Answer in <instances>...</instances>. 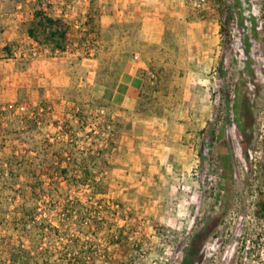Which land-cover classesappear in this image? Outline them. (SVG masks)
Here are the masks:
<instances>
[{"label":"rangeland","instance_id":"374dc122","mask_svg":"<svg viewBox=\"0 0 264 264\" xmlns=\"http://www.w3.org/2000/svg\"><path fill=\"white\" fill-rule=\"evenodd\" d=\"M146 2L0 0V264H185L205 226L194 264H255L264 0H186L161 24ZM38 8L67 21L64 51L27 37ZM134 54L145 85L115 103ZM56 152L88 165L89 187L52 173ZM59 179L76 183L56 193Z\"/></svg>","mask_w":264,"mask_h":264},{"label":"trees","instance_id":"16d2710c","mask_svg":"<svg viewBox=\"0 0 264 264\" xmlns=\"http://www.w3.org/2000/svg\"><path fill=\"white\" fill-rule=\"evenodd\" d=\"M90 4L91 1H89V5ZM68 31H69L68 23L62 16L54 18L46 14L44 9L38 8V9H34V13L29 22V26L26 28V35L37 46L48 48L52 52L55 51L60 52V51H64V49L66 48ZM222 31L224 32V26H222ZM55 154L58 157L57 162L54 161L51 167H49L52 173H55L57 176L64 178L68 176L67 174L72 172L74 179L77 173H81L84 176L82 183L85 186L89 187V185L87 184L89 180V172H88L89 169H88V165H86L85 162L82 163L73 162L74 166L69 168L67 164L66 166H63L62 164L63 159L61 158L62 154H59L57 152ZM74 179L73 181L72 179H67V180L59 179L57 183L60 185L57 186L56 183V188L54 192L58 193V191L61 189V186L63 185L64 187H68V188L71 187L74 183H76L74 182L75 181ZM90 185L92 189H95L98 186L97 183L93 185V182H91ZM36 189H37L36 186L35 187L33 186V192L36 191ZM44 191L45 190H42L36 193L43 194ZM33 199L34 201H37L38 197L36 196ZM50 201H51L50 204L53 205V207H55L54 206L55 197L52 191L49 194V202ZM63 209H67V208H63ZM79 209H81V207H79L78 205H73L71 211L79 210ZM20 210H21L20 212L21 216L18 220V226H20L19 227L20 229L17 228V230H21V233H25L26 235L25 237L27 239L28 237L29 238L31 237L32 239L31 233L33 231H38L39 226L34 222L35 226L34 228H31L28 219L29 217H31L32 213L35 212L34 210H36V208H33L32 212H30V210H28L26 206H22ZM208 234H209V228L205 226L202 228L201 231H199L195 236H193L189 248L186 249L185 264L195 263L193 258L198 251V249H195V246L199 245L200 244L199 242H202ZM21 251L25 252V250H21ZM255 264H264V192L262 191L258 192V198L257 201H255Z\"/></svg>","mask_w":264,"mask_h":264},{"label":"crops","instance_id":"0c3cea01","mask_svg":"<svg viewBox=\"0 0 264 264\" xmlns=\"http://www.w3.org/2000/svg\"><path fill=\"white\" fill-rule=\"evenodd\" d=\"M146 7L144 9L148 10L149 15H155L159 8H162L165 11H168L173 15L171 18L180 15L183 13L184 9H186V0H146ZM152 11V12H151ZM165 13V12H164ZM169 14V13H168ZM182 16V15H181ZM150 17V16H149ZM154 16L151 22L153 24H161V20ZM176 18V17H175ZM178 18V17H177ZM150 21V20H149ZM153 33L154 36L152 41H160L161 33L157 30H150V34ZM137 55V54H134ZM138 56V55H137ZM137 59H129L124 65L122 70V75L120 80L115 86V90L112 94V101L118 103H133L137 98H139V94L143 86L145 85L144 79L137 75L138 72L146 71L145 63L140 61H134Z\"/></svg>","mask_w":264,"mask_h":264},{"label":"built area","instance_id":"2783aa9c","mask_svg":"<svg viewBox=\"0 0 264 264\" xmlns=\"http://www.w3.org/2000/svg\"><path fill=\"white\" fill-rule=\"evenodd\" d=\"M201 1L204 2L205 0H201ZM207 1H213L214 2L215 0H207ZM134 58L137 59L138 56L137 55H134Z\"/></svg>","mask_w":264,"mask_h":264}]
</instances>
